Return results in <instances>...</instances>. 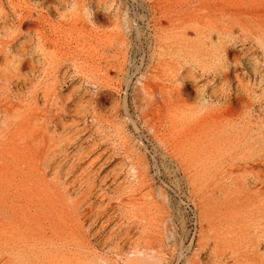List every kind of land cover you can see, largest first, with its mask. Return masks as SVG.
<instances>
[{
    "label": "rangeland",
    "instance_id": "rangeland-1",
    "mask_svg": "<svg viewBox=\"0 0 264 264\" xmlns=\"http://www.w3.org/2000/svg\"><path fill=\"white\" fill-rule=\"evenodd\" d=\"M86 2L84 32L74 0L0 26V264H218L219 186H252L241 166L264 157V0ZM20 114L26 143L5 150Z\"/></svg>",
    "mask_w": 264,
    "mask_h": 264
},
{
    "label": "bare ground",
    "instance_id": "bare-ground-1",
    "mask_svg": "<svg viewBox=\"0 0 264 264\" xmlns=\"http://www.w3.org/2000/svg\"><path fill=\"white\" fill-rule=\"evenodd\" d=\"M86 1L87 0H74L73 10L69 12V18L73 26L77 27V23L82 22L80 32L85 31V23L89 18L85 10L87 7ZM69 2L70 0H36L34 5L31 6L27 1L26 3L28 5L24 6L17 5L15 0H0V26L2 25L5 27L9 25V16H14L18 22L30 21L32 24L43 26L45 23L44 13H57L60 8L68 5ZM18 11H20V13H18ZM10 22L15 23V19L10 18ZM237 23L241 26L244 25L241 21H237ZM246 31L248 32V30L243 29V32ZM251 31L256 32L257 29L252 28ZM37 33L40 38L43 37L42 30ZM84 36L85 34L82 35V37ZM40 42L44 43L43 41ZM28 48L27 46L23 47L24 57L26 58L25 62H22L23 64L30 63L31 60L26 56ZM243 55L244 58L247 59L253 77L256 78L258 67H260L262 63L258 54L247 49L244 50ZM36 61V64L31 62L30 70L25 75L17 73L16 85H20V82L28 83L30 76L37 73L41 59L37 57ZM227 77H232L234 79V94L236 97H239L238 94L240 92H244L243 98L248 102L251 93L246 91L243 76L238 71L233 70L232 74L227 73ZM71 85L69 88L63 90L67 100H74L76 95L75 85ZM59 87H61V84H54L52 89L54 94ZM223 89L224 84L217 83L211 85L208 92L212 96H219ZM205 91L206 87L204 84L202 92L205 93ZM77 102L78 100H75L73 106H75ZM251 105L252 104H249L250 107H252ZM9 109V106L4 109L0 108V114L3 113V110L7 112ZM253 109V112L258 110L264 113V105L260 103L254 106ZM26 132V123L23 120V115L20 114L19 116H15L12 129L9 130L8 128L4 135V149H9V133L12 135L15 134L16 139L26 143L28 138ZM20 147L22 152H24L25 147ZM241 168L247 171L252 186L245 185L242 187L238 185L222 184L219 186L222 200L220 201V206L214 208V221L211 228L213 236L209 246L210 251L208 252V255H210V252L214 254L218 260V264H264V157L249 163L244 162ZM242 175L245 177L244 174ZM231 177L232 175H228V173L221 176L224 180L225 178L230 179ZM245 180H247V178H245ZM249 180H247V182H249ZM243 243L246 245L241 248Z\"/></svg>",
    "mask_w": 264,
    "mask_h": 264
}]
</instances>
